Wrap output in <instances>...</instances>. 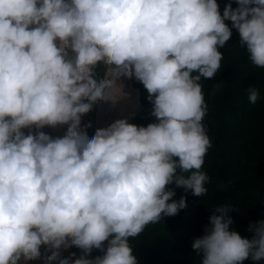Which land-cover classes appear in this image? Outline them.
Returning a JSON list of instances; mask_svg holds the SVG:
<instances>
[{"label":"clouds","instance_id":"1","mask_svg":"<svg viewBox=\"0 0 264 264\" xmlns=\"http://www.w3.org/2000/svg\"><path fill=\"white\" fill-rule=\"evenodd\" d=\"M232 29L264 69V0L222 14L217 0H0V264H138L129 238L187 207L169 185L207 194L200 81L220 70ZM122 77L142 83L155 122L117 119L89 137L82 117L126 96ZM228 212L217 206L194 239L200 264L264 259V220L244 238ZM72 247L78 257L62 255Z\"/></svg>","mask_w":264,"mask_h":264},{"label":"trees","instance_id":"2","mask_svg":"<svg viewBox=\"0 0 264 264\" xmlns=\"http://www.w3.org/2000/svg\"><path fill=\"white\" fill-rule=\"evenodd\" d=\"M228 2L217 0L221 14ZM236 6L233 2L232 7ZM225 23L231 27V21ZM220 51L223 53L220 70L214 78H201L200 81L207 104L203 123L212 143L202 169L210 178L206 184L207 194L194 197L190 191L186 193L183 188L169 185L176 193L173 199L185 196L187 207L178 215L150 224L136 238H129L138 264H200L201 257L193 251L192 243L205 234L204 229L209 226V218L217 206L229 208L228 215L233 220L230 230L244 238H251L247 230L250 222L264 220V69L251 64L240 46L236 29H232L230 40ZM122 78L127 79L129 89L134 90L132 123L147 126L155 122L151 115L152 104L142 83L135 78L134 82ZM253 86L260 93L256 104L248 101L247 89ZM127 96L115 104L103 101L99 126L98 109L99 128L117 119L128 120ZM96 109L94 105L86 114L85 124L92 126ZM49 129L47 134L54 138L66 132L62 134L63 126ZM97 255H101L99 250H95L92 257ZM243 264H264V259L253 261L249 258Z\"/></svg>","mask_w":264,"mask_h":264},{"label":"rangeland","instance_id":"3","mask_svg":"<svg viewBox=\"0 0 264 264\" xmlns=\"http://www.w3.org/2000/svg\"><path fill=\"white\" fill-rule=\"evenodd\" d=\"M132 81L134 82V79L132 78ZM120 83L123 85V89H126L127 90V99H128V107L130 108V111H128V113H127V115H128V121H129V123H132V113H133V111H132V107H131V104H132V96H133V92H134V90H130L129 89V87H128V80L127 79H123V78H121V80H120ZM138 97V96H137ZM95 106H96V114H95V118L92 120V126L90 127V128H88L87 129V133H88V135H89V137H91L93 134H94V132H95V130L97 129V128H99L98 126H99V124H100V118H101V109L103 108V101H99V102H97L96 104H95ZM98 109H99V113H100V117H99V122H98V126H97V119H98ZM141 109V108H140ZM139 109V110H140ZM138 110V111H139ZM85 120H86V115H84L83 117H82V126L85 124ZM67 129V126L65 125V126H63V132H62V134L64 133V131ZM28 129H25V134H27L28 133ZM42 131H44L45 133H49V131H50V129H49V127L48 128H44V130H42Z\"/></svg>","mask_w":264,"mask_h":264},{"label":"built area","instance_id":"4","mask_svg":"<svg viewBox=\"0 0 264 264\" xmlns=\"http://www.w3.org/2000/svg\"><path fill=\"white\" fill-rule=\"evenodd\" d=\"M94 251H95V249L93 250V252H94ZM41 252H42V253L44 252V248H43V247L41 248ZM71 252H76V253H77V257H78V256L80 255L81 250L78 249V248L72 247V248L68 249L67 251H64V252L62 253V255L66 257V256H68L69 253H71ZM93 252H92L91 255H93ZM48 254L50 255V253H48ZM28 264H44V261H43V259L36 260V261H29ZM53 264H56V262H53Z\"/></svg>","mask_w":264,"mask_h":264},{"label":"crops","instance_id":"5","mask_svg":"<svg viewBox=\"0 0 264 264\" xmlns=\"http://www.w3.org/2000/svg\"><path fill=\"white\" fill-rule=\"evenodd\" d=\"M45 128H48V127H45ZM42 130H44V129H42Z\"/></svg>","mask_w":264,"mask_h":264}]
</instances>
